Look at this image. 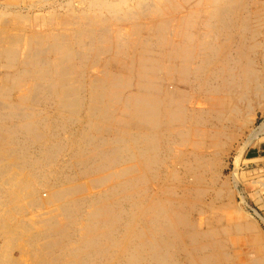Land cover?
<instances>
[{"label": "bare ground", "instance_id": "bare-ground-1", "mask_svg": "<svg viewBox=\"0 0 264 264\" xmlns=\"http://www.w3.org/2000/svg\"><path fill=\"white\" fill-rule=\"evenodd\" d=\"M254 1L82 0L48 18L4 10L0 264H264L258 224L217 186L256 87L205 89L216 63L236 59L246 77L247 57L264 52L263 9L246 8ZM203 14L215 28L198 30ZM32 22L47 29L29 32ZM26 33L33 52L19 59ZM163 68L162 83L192 76L193 95L167 91ZM257 131L264 122L238 146L234 188ZM173 157L180 171L165 173Z\"/></svg>", "mask_w": 264, "mask_h": 264}, {"label": "rangeland", "instance_id": "rangeland-1", "mask_svg": "<svg viewBox=\"0 0 264 264\" xmlns=\"http://www.w3.org/2000/svg\"><path fill=\"white\" fill-rule=\"evenodd\" d=\"M50 1H52V2H50ZM81 1L82 0H56V1L55 0H48L47 4H44L40 0H0V18L4 16L3 14L5 13L4 12L5 9H7L8 12H19V11H21L20 13H22V14L27 13L26 15H35L37 17L48 18L54 12H56L60 15L64 14V11H66V10H64L62 8H63V6H65V4H70V6H73L77 10L85 8L86 4H83V2H81ZM54 3H55V6H54ZM52 4H53V6H52ZM252 4H253V6H252ZM261 4H262V0H255L253 3L252 2L248 3L246 5V8L250 9L252 11L253 10L255 11L256 9H259V11H261L263 9L261 11V13L264 14V8L261 6ZM43 5L45 8L42 7ZM49 5L52 7H50ZM31 6L33 8H31ZM16 7H17V9H15ZM54 7H57V8H54ZM184 7H186V6H184ZM204 19H206V20H204ZM216 24L217 23H216L215 18H213L211 16H207L206 14H203L200 18V24L198 26V30H206L207 28H215ZM46 27H47L46 25H40V24L32 22L30 27H29V32H43L47 29ZM114 28H112V26H111L110 30H112V31L116 30ZM122 33H123V35H126L127 32L123 31ZM29 35H30V33H26L23 36L22 43L20 45V49L18 52L19 59H24L26 54L33 52L32 50L28 51L29 50V38H28ZM262 49L263 48L260 47L257 51L258 54H260V56L256 57V56L252 55V57H254L253 59L250 58V55H249V57H247V60L251 63V65L248 68V74H246V77L243 76V74L238 76L237 73L236 74L234 73L236 71L235 69H237V67L234 63V62H236V59L234 60V59L230 58V60L231 59L232 60H231V62H229V64L231 63L232 65L230 64V67H228V68L226 67V65H221V64H219L220 65V67H219L218 63H216L217 65L215 64L214 65L215 67L214 66L211 67V69H212V70H210V76L211 77L209 76L210 82L209 81L207 82L205 89H207V91H209V90H211V88L212 89H218L219 88L218 91L227 92L228 91L227 89L234 88L232 90L234 92H236V90H238V88L240 86H243L244 88L245 87H251V90H253V87H256L254 93H252L253 95H256V99L253 98L252 104H251L255 113L253 112V116H252V118H250V123L237 136V141L233 143V147L230 150V152L228 153L226 160L224 162L223 168L220 171V178L217 182V186L219 187L220 185L226 183L229 186V188L231 190H233V193H232L233 198L231 200L232 206H234L235 208H240L244 212L246 211L245 213H247L249 216L253 217L254 220L252 218L251 219H252V221L256 222V225L258 224L257 225L258 229L262 233L263 239H264V222H263L264 221V131H257L255 133V135L254 134L252 135V137H251L252 139L249 142V145L243 150V152L240 156V162H239V165L236 169V179H237L236 188H234V183L232 181L233 180V173L235 170V158L238 156V153H237L238 146H242V144L244 142L246 143L248 141L247 140L248 137H250L251 134L256 129H258V127L264 122V105H263L264 104V62H263V58H262L264 52ZM73 50L80 51V49L78 48V45H75V44L73 46ZM198 53L201 55H198ZM203 54L204 53L202 51L197 52L198 59ZM47 57L48 56H45V58H47ZM51 57L52 56H49L48 58H51ZM237 61H238V59H237ZM251 66H253V67H251ZM221 67H222V70H221ZM223 67H224V69H223ZM227 69H229V70H227ZM218 71H222V72H218ZM213 72H215V73H213ZM229 72H231L230 75H229ZM222 73H225V74H222ZM90 76L91 77L100 76V69L93 68L90 71V73L86 75L85 80L87 81V83H86L87 84V86H86L87 91L89 90L88 83H89V80H91V79H89ZM167 76H168V74L166 72V69L163 68L156 74V79L158 78L159 83H162L161 81L166 79ZM187 77L190 79H188V80H187V78L185 79L186 85L180 84L181 85L180 86L175 81L174 82L165 81L162 84L164 85V87L167 91H171L172 88H174V86H176L180 90H184L188 94L193 95L194 90L196 89V83L194 80H191V79H194L192 76L191 77L187 76ZM258 77L261 78V79H259L260 81L256 80V79H258ZM220 80L222 83L220 82ZM229 82H231V83H229ZM166 83H167V85H166ZM191 83H193V84H191ZM194 83H195V85H194ZM229 84H232V85H229ZM234 84H236V85H234ZM211 85H213V86H211ZM193 87H195V88H193ZM256 89H258V90H256ZM252 94L250 93L251 97H252ZM192 106L193 105H191L190 107H192ZM50 112H53V111H50ZM245 116H246L245 112H243L241 114V117H240L242 119L241 122L243 121V119L246 118ZM214 117H215V115H214ZM212 119L213 118L209 119L211 121V123L217 125L218 121L215 120V122H213L214 119L213 120ZM241 134H242V137H241ZM68 137H69L68 135L63 134L61 136V140H66ZM211 149H212L211 151H209L210 149L207 150V153L214 152V149L213 148H211ZM171 160L172 161L168 160L170 163H168V161H166L165 164L162 166L164 172L168 170L165 173H169L172 170H179L180 171L179 165L176 164V158L173 157ZM183 177L184 176H182V174H181V179L184 182L185 181H186V183L191 182L190 178H187V177L183 178ZM98 191H99V189L94 190V192H98ZM43 196H45V194H43ZM206 202H209V198H207ZM255 212H257L261 218L255 216L254 215ZM249 216H247V218ZM251 219L248 218L245 222L247 223V222L251 221ZM263 245H264V241H263ZM16 255L17 254H15V256Z\"/></svg>", "mask_w": 264, "mask_h": 264}]
</instances>
